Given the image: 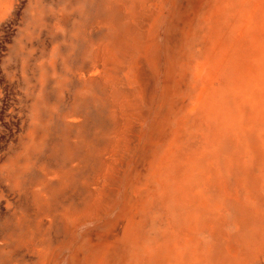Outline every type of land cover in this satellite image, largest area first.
Masks as SVG:
<instances>
[{
	"label": "rangeland",
	"instance_id": "374dc122",
	"mask_svg": "<svg viewBox=\"0 0 264 264\" xmlns=\"http://www.w3.org/2000/svg\"><path fill=\"white\" fill-rule=\"evenodd\" d=\"M84 1L0 0V264H95L108 248L118 264L127 215L139 225L125 264H152L166 239L175 254L157 264H264V43L246 41L235 77L214 85L229 98L222 121L199 95L228 44L211 53L228 0H89L102 10L90 17ZM234 1L236 29L249 7ZM224 131L233 156L208 143ZM187 153L191 196L214 200L191 226L185 203L163 199Z\"/></svg>",
	"mask_w": 264,
	"mask_h": 264
},
{
	"label": "bare ground",
	"instance_id": "6f19581e",
	"mask_svg": "<svg viewBox=\"0 0 264 264\" xmlns=\"http://www.w3.org/2000/svg\"><path fill=\"white\" fill-rule=\"evenodd\" d=\"M109 1H111V0H109ZM89 2H90L89 0H85L83 5H82V7L84 6V8H85L84 10L86 12L88 10L87 13L88 14L90 13L89 17L91 14H97V13L99 14L102 11V10H100V11L97 10L98 12H94V11H96L93 8L94 5L90 6V8L86 10L87 6L89 5ZM234 2H235L234 0H228V2H227V7L231 11L230 12V14H231L230 20L226 23L224 22L225 24H223V27H221L219 29V34H217L214 37L215 40L212 44L211 53H215L220 48H222L223 45H225L227 43L228 44L226 45V48L223 50V54H221V57L219 58V62H217L213 66V70H211V72H209V78L207 80V82H208L207 86L203 87L201 89V92L199 95V100H203V99H206V100L209 99L210 100V107L214 108V111H212V112L216 113L218 115V119L222 120V121H225L230 117V113L228 110L229 106H227L229 104V98H228V96L225 97V95H226L225 90L214 87V85L216 84L219 87V85L221 84V82L223 80L229 82L232 77L233 78L235 77V76H230L227 78L228 71L230 70V72H231V70L233 69L232 68V65H234L233 62L234 61L236 62L237 56L242 53L243 45H246L245 44L246 41H250L252 45H255L253 47L254 50H255L257 43L259 45H262L264 43V29L263 30L260 29L262 26V23H257L258 18H259L258 22L260 20H261V22H262V20H264V0H242V2L240 3L241 9L243 10L244 7H249V15H248L246 20L241 21L240 25L237 26L236 29L234 27H235V18H236L237 13H233L231 10L233 5H234ZM95 4L97 6H100L98 4V2ZM193 4H199V1L194 0ZM208 4H209V2H208ZM90 10H92V11H90ZM109 12H113V10L112 11L109 10ZM109 12L107 11V13H106V15H108L109 19L107 18V20H102V21L107 22L112 18V20H116L115 22H119L118 16L116 15V17H115V15H109ZM109 16H111V17H109ZM259 29L262 31H260V33L259 32L257 33V31ZM229 35H231V36H229ZM203 47H204V45H203ZM261 48H262V46H261ZM261 48H260V50H261ZM211 58H213V57H211ZM222 74H224L225 77L223 78L222 81H218L219 77ZM256 114L257 115H255L252 118L254 120V122H259V121L262 122L261 118H258L257 116H261L263 113H261V112L259 113V111H258V112H256ZM242 122L244 123V121H242ZM231 135H232V133L228 132V131L216 133L215 136L212 135L208 139V143L211 144L212 146L216 145L217 150L220 151V153L226 152L225 155L233 156L236 152V148H237L236 146L237 145L235 146L231 143ZM201 149L205 153L208 152L207 154H208V156H210L208 158L209 160L212 159L211 155L209 153V148H201ZM255 150L256 149H254L252 151L255 152ZM190 153L185 154L183 156L182 161H178L176 163L168 165L169 167H168L167 171H171V168L172 169L175 168L176 175L173 178H174V181L176 180L177 182L169 181V183L166 186V194L163 195V199H166L169 202H173L174 204H181V205H183L185 203L186 206L189 207L187 209L186 216L184 219L186 225H189V226L196 225L199 221H201L205 215L204 211L207 210L209 207H211L213 204L212 202L214 201L213 198L209 195V193H206V192H201L200 194L196 195L195 197L191 196L193 184L189 183L187 178H185V175L181 172L182 168H184V166L187 165V162L192 161ZM261 156L262 155L260 154V151L257 150L256 153L255 154L253 153V155H252L253 160H251V163L252 164H258L260 161L262 162L263 157H261ZM236 165L240 166L241 164L236 163ZM173 166H174V168H173ZM188 168H190V167H188ZM188 170H191V169H188ZM95 198H97V197H95ZM192 200H193V202H192ZM91 206H94V203ZM238 206H236L237 208L235 207L237 221L239 222V224L245 225V222L249 219V216L251 215V212L249 211L250 209L247 210L245 207L243 208V207H238ZM91 209H92V207H91ZM88 210H90V206L85 207V210L79 211V214L83 213V212L85 213ZM255 213H257V212H255ZM133 219L134 218H132L131 215H127L126 221L120 223V229L122 227H125L126 230L123 229V230H125L124 236L120 239V241L116 240L115 249H113V254H114L113 256H115V255L118 256V258H117L119 261L118 264H125V262H124L125 261V257H124L125 252L124 251L127 250L125 246H127L128 243H131V244L135 243L136 244V242H137V237H136V239L134 238L135 237L134 236V228L137 225H139V223H138V221L136 223H134ZM257 225H258V223H257ZM239 227H241V226H239ZM248 228H249V226H248ZM248 228H246V229L248 230ZM241 232H242V230H241ZM251 233H253V232H251ZM255 233H257V232L255 231ZM260 233H262V232H259V234ZM117 235H118V232L114 233L112 237H108V238L111 239V238L117 237ZM241 235H242L241 243L243 244L244 250L248 253L250 250H252L256 246V244L254 245L255 242H254V239L252 238V235H254V233L251 234V237H249V234L247 235L246 232L245 233L242 232ZM217 239H218V237H217ZM118 241L120 243V246L117 245ZM176 241H177L176 239H173L172 240L173 243H172V242H170V240H169V242H167V239H166L164 241V244H167V245L165 247H163V251L157 255H151L150 260H152L154 264L160 263L163 258H165L169 255L170 251H172V253H173V248H174L175 244L177 243ZM123 243L125 244L124 246H123ZM117 246H119V250H118ZM110 250L111 249L108 248V249L100 251V252L98 251V253L94 254L92 261L94 260L95 264H109V262H107V261H109ZM212 250H213V248H212ZM190 251H191V249H190ZM221 252H222V250H221ZM185 253H188V252H185ZM173 254H175V253H173ZM218 254H220V253H218ZM202 255H204V254H202ZM190 256L192 257V256H194V254L190 255ZM217 258H218V255H217ZM198 259H200V258H198ZM91 264H93V263H91ZM219 264H221V263H219Z\"/></svg>",
	"mask_w": 264,
	"mask_h": 264
}]
</instances>
